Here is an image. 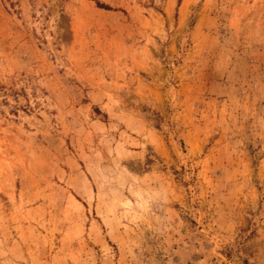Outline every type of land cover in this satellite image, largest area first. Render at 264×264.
I'll return each mask as SVG.
<instances>
[{"label": "rangeland", "instance_id": "rangeland-1", "mask_svg": "<svg viewBox=\"0 0 264 264\" xmlns=\"http://www.w3.org/2000/svg\"><path fill=\"white\" fill-rule=\"evenodd\" d=\"M0 264H264V0H0Z\"/></svg>", "mask_w": 264, "mask_h": 264}]
</instances>
